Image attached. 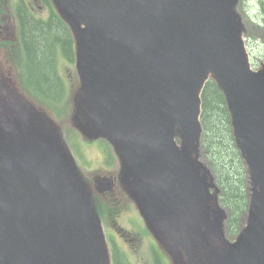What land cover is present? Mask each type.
Listing matches in <instances>:
<instances>
[{
    "label": "water",
    "instance_id": "95a60500",
    "mask_svg": "<svg viewBox=\"0 0 264 264\" xmlns=\"http://www.w3.org/2000/svg\"><path fill=\"white\" fill-rule=\"evenodd\" d=\"M54 2L78 40L79 127L115 145L128 190L176 264H264V64L250 69L238 0ZM211 77L252 186L247 227L233 243L199 162ZM104 182L100 192L111 190ZM104 248L58 130L23 102L0 104V264H108Z\"/></svg>",
    "mask_w": 264,
    "mask_h": 264
},
{
    "label": "rangeland",
    "instance_id": "374dc122",
    "mask_svg": "<svg viewBox=\"0 0 264 264\" xmlns=\"http://www.w3.org/2000/svg\"><path fill=\"white\" fill-rule=\"evenodd\" d=\"M237 11L240 14L239 17L241 21L243 22V29L245 31V45L250 54L252 66L257 69L264 62V0H240ZM36 29L38 30V28H35V30ZM35 32L32 35L33 39H35L36 36H39L38 34H35ZM48 48H50V44ZM39 50V48H36V51ZM75 64V61L71 63L69 60H60L58 63V72L62 79L66 82L67 92L65 99L60 101L56 106L50 107L49 104L51 103L46 104L39 99L37 100L34 98V96H31L30 98L26 95L25 96L34 106H36L38 109L40 108L41 111H43L61 128L69 148L71 149L72 153L74 152L77 155L76 157V155L73 153L77 160L78 167L88 182L93 184V179L95 176L114 175L117 177L118 171L116 169V165L114 167H109L106 164L107 152L105 150V142L102 140H99L97 143L89 142L88 140H85V138L81 136L73 126L71 119L74 109L73 98L75 93L80 88V79L76 71ZM34 68H36V64L34 65ZM33 76L35 80L41 83H43L45 80H51L52 82L56 83L55 80L57 79L53 73L52 63L49 58L47 62L42 61L37 64L36 73H34ZM54 83L49 84L46 87V90L50 95L56 94L60 90L58 84ZM71 139L76 144V149L71 147ZM86 142L90 144H86ZM202 160L204 161L203 158ZM206 164L208 165L207 162ZM115 199L117 200L114 201L118 202L116 209L117 222L120 221L121 226H123L122 228H130L128 217L133 214L135 215L136 211L132 204H130V199L120 184H118L116 187ZM107 219V214L103 213V218H101V220L104 229L111 228V222L108 223ZM238 219L243 226L245 221L244 214L241 213ZM117 222H114L112 227H114L116 224L115 226L120 228V226H117ZM226 232L230 239H234L236 237V234L232 235L230 231H227V228Z\"/></svg>",
    "mask_w": 264,
    "mask_h": 264
},
{
    "label": "trees",
    "instance_id": "16d2710c",
    "mask_svg": "<svg viewBox=\"0 0 264 264\" xmlns=\"http://www.w3.org/2000/svg\"><path fill=\"white\" fill-rule=\"evenodd\" d=\"M42 28L44 26L39 27L38 30L33 28L30 32V40H32L30 48L36 68L39 62H47L50 57L49 52L52 53L53 51L54 41L50 34L52 37L55 36L56 39L59 38V32L54 31L53 28ZM34 32L39 35L35 39L32 38ZM49 44L50 48H48ZM36 48L40 50L36 51ZM46 81L49 84L54 83L51 80ZM57 93H63V89L61 90L60 88ZM201 119L204 126L203 144L206 156L211 161V167L216 176V183L221 188V204L227 207L230 212L228 227L230 233L234 235L240 228L238 219L240 214L246 213L248 204L247 178L244 166L232 142L230 117L225 98L212 81L206 85L202 95Z\"/></svg>",
    "mask_w": 264,
    "mask_h": 264
},
{
    "label": "flooded vegetation",
    "instance_id": "af4514ba",
    "mask_svg": "<svg viewBox=\"0 0 264 264\" xmlns=\"http://www.w3.org/2000/svg\"><path fill=\"white\" fill-rule=\"evenodd\" d=\"M25 4V13L20 17L22 22L25 19L27 38L30 40V32L35 26V6L40 0H0V99L3 97V88L12 89L15 87V69L17 62V45L19 30L15 18V3Z\"/></svg>",
    "mask_w": 264,
    "mask_h": 264
}]
</instances>
